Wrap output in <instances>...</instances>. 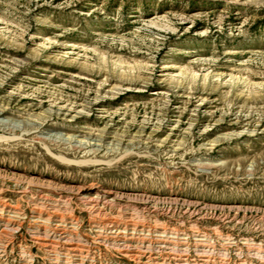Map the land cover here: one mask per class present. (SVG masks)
Segmentation results:
<instances>
[{"label": "rangeland", "instance_id": "obj_1", "mask_svg": "<svg viewBox=\"0 0 264 264\" xmlns=\"http://www.w3.org/2000/svg\"><path fill=\"white\" fill-rule=\"evenodd\" d=\"M1 208L0 264H264V0H0Z\"/></svg>", "mask_w": 264, "mask_h": 264}, {"label": "bare ground", "instance_id": "obj_2", "mask_svg": "<svg viewBox=\"0 0 264 264\" xmlns=\"http://www.w3.org/2000/svg\"><path fill=\"white\" fill-rule=\"evenodd\" d=\"M6 209L8 210V208H1L0 209V223L3 226L2 228V233H4L3 235H7L6 237H8V235H12L17 231L16 224L18 223L20 218V213L18 212H12L10 210L6 211ZM42 213L40 212L39 214H37V216H35V218L37 220H34V222L37 225V228L35 230L34 235L37 236L35 240L40 241L41 244H43V248L45 247L46 249H48L47 252L50 253H56L57 249L60 248L59 246H62L64 243H71L72 244V240L70 238H68V235L66 232H64L62 229V223L60 224L59 219L58 220H54L52 223H50V221L52 220L51 217L47 218L46 220L43 219L42 217ZM29 219V218H28ZM63 219V218H62ZM54 223V224H53ZM65 224V222H64ZM43 227V228H42ZM69 227V226H68ZM72 227V226H71ZM73 228V227H72ZM77 228V227H76ZM105 229V228H104ZM109 231V230H108ZM71 232V230L69 231ZM76 232V231H75ZM117 232V231H116ZM119 233V232H118ZM113 234V233H112ZM121 234V232H120ZM2 236H0V254H4L6 253L7 249H8V243H3L4 241L2 240ZM72 235V234H71ZM115 235V234H114ZM122 235V234H121ZM34 236V238H35ZM108 237V236H106ZM115 237V236H114ZM105 238V237H104ZM110 238V237H109ZM122 238V237H121ZM74 239V238H73ZM66 240V241H65ZM37 241V242H38ZM65 241V242H63ZM67 242V243H66ZM39 245V244H38ZM79 245V244H77ZM70 247V246H69ZM42 248V247H41ZM77 248V246H76ZM75 247H73V245L68 249V253L74 252V251H78ZM60 250V249H59ZM82 250V249H81ZM61 252V251H60ZM59 253V252H58ZM60 254V253H59ZM78 254V253H77ZM82 254V253H81ZM61 255V254H60ZM64 255V254H63ZM83 255V254H82ZM81 255V256H82ZM57 256V255H56ZM71 257V254H70ZM76 257V256H75ZM79 257V256H78ZM68 257H66L67 259ZM69 259V258H68ZM75 259V258H74ZM78 259V258H77ZM81 259V258H80ZM57 260H61V256H59L57 258ZM73 264V263H72Z\"/></svg>", "mask_w": 264, "mask_h": 264}, {"label": "built area", "instance_id": "obj_3", "mask_svg": "<svg viewBox=\"0 0 264 264\" xmlns=\"http://www.w3.org/2000/svg\"><path fill=\"white\" fill-rule=\"evenodd\" d=\"M202 261H203V259H202Z\"/></svg>", "mask_w": 264, "mask_h": 264}]
</instances>
